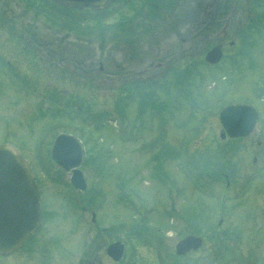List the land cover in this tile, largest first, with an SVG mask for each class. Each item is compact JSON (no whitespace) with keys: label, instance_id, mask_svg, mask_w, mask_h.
Masks as SVG:
<instances>
[{"label":"rangeland","instance_id":"374dc122","mask_svg":"<svg viewBox=\"0 0 264 264\" xmlns=\"http://www.w3.org/2000/svg\"><path fill=\"white\" fill-rule=\"evenodd\" d=\"M36 1L0 0V141L32 158L42 192L38 228L0 264H264V0ZM240 101L262 112L253 133L221 138ZM63 131L84 144L85 192L50 160ZM191 232L203 245L178 257Z\"/></svg>","mask_w":264,"mask_h":264},{"label":"water","instance_id":"95a60500","mask_svg":"<svg viewBox=\"0 0 264 264\" xmlns=\"http://www.w3.org/2000/svg\"><path fill=\"white\" fill-rule=\"evenodd\" d=\"M67 5L78 7L106 6L113 0H61ZM222 55L221 46L211 50L207 59L217 62ZM257 113L250 106L230 105L221 112V121L230 136L248 134L254 124ZM9 146L0 145V254H9L21 247L29 237L31 230L40 218L38 186L31 177L28 165L18 160ZM53 161L69 169L78 166L83 160L81 144L75 136L60 134L56 137L52 149ZM77 186L85 187L82 173L74 170ZM200 237L189 236L177 246L178 253L191 248H198ZM109 253L120 259L124 245L120 242L111 244Z\"/></svg>","mask_w":264,"mask_h":264},{"label":"flooded vegetation","instance_id":"af4514ba","mask_svg":"<svg viewBox=\"0 0 264 264\" xmlns=\"http://www.w3.org/2000/svg\"><path fill=\"white\" fill-rule=\"evenodd\" d=\"M160 62H161V61H160ZM161 63H162V62H161ZM161 63L158 64V67H161V66H162ZM147 70H148V69L142 70V73H146ZM147 76H149V75H147ZM259 143H260V141H259ZM256 160H257V157L254 159V161H256Z\"/></svg>","mask_w":264,"mask_h":264},{"label":"bare ground","instance_id":"6f19581e","mask_svg":"<svg viewBox=\"0 0 264 264\" xmlns=\"http://www.w3.org/2000/svg\"><path fill=\"white\" fill-rule=\"evenodd\" d=\"M15 156H16V158H17L18 160H20V158H19V156H18L17 154H15Z\"/></svg>","mask_w":264,"mask_h":264}]
</instances>
